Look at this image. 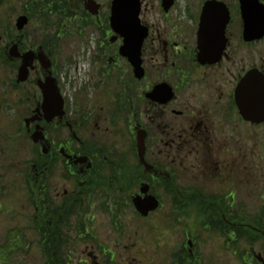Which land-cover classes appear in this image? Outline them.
I'll return each mask as SVG.
<instances>
[{"label":"flooded vegetation","instance_id":"flooded-vegetation-1","mask_svg":"<svg viewBox=\"0 0 264 264\" xmlns=\"http://www.w3.org/2000/svg\"><path fill=\"white\" fill-rule=\"evenodd\" d=\"M114 1L27 0L22 14L42 18L49 10L57 18V32H42L37 50L24 49L23 35L18 40L23 52L51 56L64 100L62 118L42 120L28 132L39 124L44 135L39 160L26 163L22 178L26 190L29 177L36 181L43 255L48 261L49 247L55 264H72L70 252L61 256L64 249L118 247L134 226L133 239L152 247L157 261L156 248L171 242L173 223L200 216L201 230L229 232L235 242L242 210L247 239L258 234L264 240V35L245 38L239 0H139V19L148 29L139 79L121 55L124 38L112 26ZM208 2L215 5L206 10ZM259 3L264 7V0ZM156 7L160 16H151ZM71 37L95 40L88 82L93 95L86 88L66 95L61 74L54 72L59 47L53 41ZM201 48L212 57L199 59ZM250 73L254 85L241 90ZM33 74L37 88L48 76L37 60L29 81ZM64 75L70 82L67 70ZM42 99L39 90L32 113ZM242 104L261 113L243 114ZM122 141L128 142L126 152L118 149ZM149 196L160 208L144 216L133 200ZM237 201L245 202L243 209ZM17 237L26 239L25 230ZM26 244L12 239L0 248V259L7 264ZM101 260L115 264L113 255ZM75 264L95 263L91 256Z\"/></svg>","mask_w":264,"mask_h":264},{"label":"rangeland","instance_id":"rangeland-1","mask_svg":"<svg viewBox=\"0 0 264 264\" xmlns=\"http://www.w3.org/2000/svg\"><path fill=\"white\" fill-rule=\"evenodd\" d=\"M26 1H0V248H5V244L10 243L12 239L27 241L24 250H21L17 255L8 257L7 264H44L47 262L40 248L39 235L36 231L38 227V219L35 217L37 211L33 204L34 201L39 202L40 198L36 197L29 189L23 188L22 181L27 168L26 163L36 161L37 158L34 145L24 129V120L31 116L39 97V90L35 85L37 74L32 75L29 83L16 87L14 83L17 73L5 62L3 51L11 40L21 35L24 36V49L37 50L42 44V32H57L54 27L57 24V18L48 10L42 15L44 16L42 18L37 16L30 18L29 25L22 33H18L15 23L19 16L26 13L25 8L28 3ZM183 1L181 0V2ZM182 6L185 5L182 4ZM29 14L31 13L29 12ZM151 16H160L157 7ZM48 22H50L49 26ZM53 42L57 43L59 47V53L54 58V72L61 74L66 95L74 96L76 92L74 88H86L87 92L93 95L88 82L92 71L91 59L95 40L71 37ZM146 52L144 57L150 61V51ZM64 70H67L70 82L65 78ZM130 125L133 126L132 123ZM123 138L126 139L127 135L123 134ZM127 147L128 142L123 144L122 141L118 145L121 152L128 151ZM119 158L125 159V155L119 154ZM244 204V201H237L238 207H242V209ZM240 214L241 222L245 223L244 210ZM197 218L200 216L191 217L190 215L182 218L179 226L173 223L169 230L172 236L171 242L163 240L160 248H156L160 256V258L157 257V261L153 259L154 249L152 247L146 248L133 239L134 226L127 229L126 235L118 247L109 243L105 248L94 249L86 247L84 244L77 245L73 249H65L64 253L66 255L71 253L75 260L72 264H75L76 260H89L91 256L92 262L98 264L102 262L101 259L104 256L110 257L111 255L115 257V264H174L173 254L186 247L187 238L190 236L196 256L189 258L186 264H245L242 258L244 255L249 258L251 248L264 256V240L259 239V236L253 235L254 240L256 239L253 244H247L241 239L235 247L228 249L226 240L222 236L201 230L197 226ZM22 229L26 232V239L17 237V235H21ZM247 236L246 230V239L244 238V240H247ZM5 263L0 259V264Z\"/></svg>","mask_w":264,"mask_h":264},{"label":"water","instance_id":"water-1","mask_svg":"<svg viewBox=\"0 0 264 264\" xmlns=\"http://www.w3.org/2000/svg\"><path fill=\"white\" fill-rule=\"evenodd\" d=\"M241 4V12L245 22V38L248 41H254L260 39L264 35V7L259 3V0H239ZM214 2L206 4V10L213 8ZM224 7L223 5L221 6ZM217 9V7H214ZM225 8V7H224ZM141 5L139 0H115L113 4V17L112 26L115 31L124 38V45L121 48V55L128 59L130 64L134 67L135 73L139 79L144 77V70L142 68V46L144 40L148 36V29L141 25L140 15ZM28 24L26 17H21L17 21V29L22 31ZM39 58L40 63L44 70H50L52 64L47 57L40 53L36 56L33 52L25 53L21 55L18 46H13L9 51V58L20 59L22 58V65L18 72V82L25 83L30 74V69L33 67L36 58ZM201 59L207 60L210 55L207 51H203L200 55ZM50 74V72H49ZM251 77L243 83V85L250 84ZM39 87L43 94L42 111L46 121L51 122L56 117H62L63 115V100L59 94L55 80L51 77L46 78L45 82H39ZM264 96V88H263ZM264 104V103H263ZM241 111L243 114L251 112H259L254 109L251 110L249 105L242 104ZM36 113H40V109H37ZM40 119L35 116L30 120H26V125L31 122L39 121ZM42 139L40 128L37 127L36 132L33 135V141L37 143ZM141 159L144 160V143L140 146ZM145 191V190H143ZM158 201L153 197H147L142 200L140 197L134 200V206L138 212L146 216L151 211L158 208ZM256 259L261 264H264V259L261 255L256 256Z\"/></svg>","mask_w":264,"mask_h":264},{"label":"trees","instance_id":"trees-1","mask_svg":"<svg viewBox=\"0 0 264 264\" xmlns=\"http://www.w3.org/2000/svg\"><path fill=\"white\" fill-rule=\"evenodd\" d=\"M242 220H241V218L239 217V215H238V217H237V222H241ZM242 223V222H241ZM245 231H246V229L245 228H237L236 229V233H235V239H236V242H235V245H237V243L242 239V241H246V240H244V238H245ZM246 239V238H245ZM256 240V239H255ZM254 240V241H255ZM55 252V250H53V249H49V252ZM61 256H64L63 254H61ZM243 260H244V256H243V258H242ZM44 264H55V261H53V257H51V261H48V262H46V263H44ZM62 264H65V263H62ZM181 264H184V263H181Z\"/></svg>","mask_w":264,"mask_h":264}]
</instances>
